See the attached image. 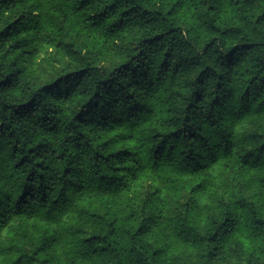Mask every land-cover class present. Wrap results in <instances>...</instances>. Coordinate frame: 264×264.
Here are the masks:
<instances>
[{
  "label": "trees",
  "instance_id": "obj_1",
  "mask_svg": "<svg viewBox=\"0 0 264 264\" xmlns=\"http://www.w3.org/2000/svg\"><path fill=\"white\" fill-rule=\"evenodd\" d=\"M0 264H264V0H0Z\"/></svg>",
  "mask_w": 264,
  "mask_h": 264
}]
</instances>
